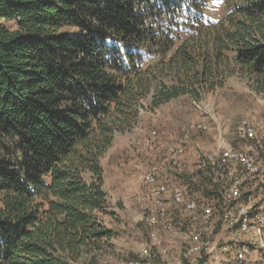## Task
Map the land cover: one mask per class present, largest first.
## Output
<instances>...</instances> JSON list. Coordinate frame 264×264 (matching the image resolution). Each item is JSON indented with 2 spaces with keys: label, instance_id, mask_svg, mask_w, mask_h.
I'll return each mask as SVG.
<instances>
[{
  "label": "trees",
  "instance_id": "trees-1",
  "mask_svg": "<svg viewBox=\"0 0 264 264\" xmlns=\"http://www.w3.org/2000/svg\"><path fill=\"white\" fill-rule=\"evenodd\" d=\"M208 1L0 0V264L106 248L101 159L149 94L152 109L199 99L235 71L264 93V0H235L216 22ZM193 178L221 211V185Z\"/></svg>",
  "mask_w": 264,
  "mask_h": 264
},
{
  "label": "rangeland",
  "instance_id": "rangeland-1",
  "mask_svg": "<svg viewBox=\"0 0 264 264\" xmlns=\"http://www.w3.org/2000/svg\"><path fill=\"white\" fill-rule=\"evenodd\" d=\"M235 0H209L204 14L216 22L227 14ZM13 27L14 22H7ZM172 83V78H165ZM152 93L143 99L144 108L136 126L124 132H117L115 139L101 159L104 169V190L107 193L109 209L113 214L104 218L107 228L114 233L106 248L94 252H83L73 264H240L237 253L243 246L251 250L244 262L264 264V230L244 232L230 228L214 216V230L207 236L200 253L190 252L194 245L190 237L191 220L175 217L176 229L158 233L160 243L152 247L150 256H142L140 251L150 244L145 209L139 196L148 189L141 175L152 161H158L169 150L186 145L187 151L175 160V167L183 165V158L195 166L198 157L205 151L219 147L220 136L237 146L247 149L260 147L259 159L264 160V93L239 71L226 77L223 86L213 90H201L199 99L189 94L152 109ZM243 119L257 123V139L242 143L237 137V128ZM206 123L208 128L200 131L198 123ZM153 129L159 131V138L151 147L145 138ZM159 148L156 150V146ZM154 147V148H153ZM156 150V151H155ZM154 159V160H153ZM257 181L255 189L246 190L242 201L253 209L260 204L264 210V177ZM208 191V190H207ZM193 224V223H192ZM168 253H162L163 248Z\"/></svg>",
  "mask_w": 264,
  "mask_h": 264
},
{
  "label": "built area",
  "instance_id": "built-area-1",
  "mask_svg": "<svg viewBox=\"0 0 264 264\" xmlns=\"http://www.w3.org/2000/svg\"><path fill=\"white\" fill-rule=\"evenodd\" d=\"M195 128L205 131L206 123H198ZM238 140L242 143L257 139V123L243 119L237 128ZM160 134L153 129L146 136L145 144L154 145ZM219 147L214 151H204L195 164V169L202 170L213 180L208 186L209 190L215 183L221 185L224 199V207L217 209L215 196L205 194L206 184L196 186L198 181L190 182L177 172L174 166L175 160L187 151L186 145L181 143L178 147L169 150L158 161H152L148 169L141 175L148 189L139 196V201L145 209V217L149 230L150 244L141 249L142 256H150L152 247L160 243L158 233L161 229L172 232L176 229L175 217L190 219V237L194 245L190 252L200 253L207 236L214 230V216H218L222 223L230 228L250 232L251 229L261 234L264 230L263 206L253 209L242 198L246 190L255 189L257 181L264 177V161L259 157L254 148L247 149L245 146H237L220 136ZM157 145V144H156ZM263 146V145H259ZM154 148V147H153ZM159 145L156 146V150ZM155 150V151H156ZM154 160V159H153ZM202 184V183H201ZM162 253L167 254L168 249L163 248ZM251 250L243 246L237 253V260L244 263Z\"/></svg>",
  "mask_w": 264,
  "mask_h": 264
},
{
  "label": "crops",
  "instance_id": "crops-1",
  "mask_svg": "<svg viewBox=\"0 0 264 264\" xmlns=\"http://www.w3.org/2000/svg\"><path fill=\"white\" fill-rule=\"evenodd\" d=\"M260 147H262V146H258V145L255 146V149L258 150V153L260 152ZM195 170H196L195 166L194 167H193V165L191 166L189 159L184 157L183 158V165L178 167L177 172L180 174V176H182L184 179H186L188 177V175H190ZM192 180L195 181V178H193Z\"/></svg>",
  "mask_w": 264,
  "mask_h": 264
}]
</instances>
